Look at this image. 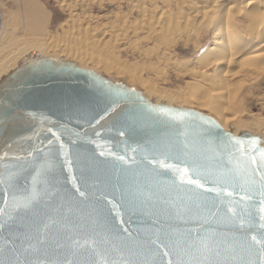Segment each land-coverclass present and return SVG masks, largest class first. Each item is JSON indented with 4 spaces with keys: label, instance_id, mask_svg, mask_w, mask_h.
I'll list each match as a JSON object with an SVG mask.
<instances>
[{
    "label": "water",
    "instance_id": "95a60500",
    "mask_svg": "<svg viewBox=\"0 0 264 264\" xmlns=\"http://www.w3.org/2000/svg\"><path fill=\"white\" fill-rule=\"evenodd\" d=\"M261 152V134L36 52L0 78V264L175 260L157 237L259 264L242 243L264 237Z\"/></svg>",
    "mask_w": 264,
    "mask_h": 264
},
{
    "label": "bare ground",
    "instance_id": "6f19581e",
    "mask_svg": "<svg viewBox=\"0 0 264 264\" xmlns=\"http://www.w3.org/2000/svg\"><path fill=\"white\" fill-rule=\"evenodd\" d=\"M103 1L104 0H58V6L69 15V17H65L66 20L64 19L59 25L63 37V40L59 41V38H53V36L46 33V31L45 33L42 32L43 24L40 18L42 19L44 16L42 15L43 9L39 2L37 0H25L24 5L27 8V13L31 21L30 26L24 30L25 32L19 34L11 23H2V28L0 30V78L14 69L20 60L27 59L28 56L36 52L40 53L39 45H45V51L47 53H74L76 57L73 61H76L80 66H88L95 69L98 67L106 68L103 67L105 64L101 59L99 57L96 58L93 51L89 53L87 49H84L83 45L87 42L88 47L89 43L94 42V37H96L95 31L97 28L101 27L102 23L99 22V24L101 23L100 27H95L91 25V21L94 19L96 20L100 15L97 17L96 14L88 18L83 16V19L80 17L81 15L77 14L78 12L75 13L76 7L79 4L97 3L100 7ZM105 1L111 2L110 4H112L115 0ZM122 2H124V0ZM170 2L169 0H139L138 3L132 2L130 10H138L142 18L141 21L137 23L136 21L139 20V18H137L135 21L136 23L132 24V19L128 20L130 21L129 23L126 22L127 19H124L120 26H118L119 24L117 23L119 28L115 26L114 22L102 24V34L113 38L114 44L124 40L125 32L130 30L133 35L138 38V40L132 38L137 41L136 43H134L135 41L133 42L134 46L139 42L149 45L151 44L150 41H152L154 45H152L153 47L151 46L148 51L155 53L156 56L158 55L157 51H160V48L155 46L157 43L161 45L160 47L163 46L164 54L168 51H172L170 52L171 56L176 54V51L173 50L178 43L182 42V45L186 46H189L191 43L195 53V57H191V61L193 62L192 65L190 62H186L187 60H185L186 64H183L180 61L176 63L172 59V61L179 66L174 67L176 69L179 68L177 70L180 71L178 72L182 74H180L181 76L190 74L191 79L186 83V91L184 89L182 92L180 91L181 93L177 92L178 94H174L175 92L173 93L172 91L171 94L170 91L169 93L167 91L168 94H165L166 92L157 91L155 88L150 87L144 92L156 102L165 101L168 104H175L176 102L177 105L181 106L187 104V106L190 107L199 106L208 108L210 114L217 117V120L224 129H232L234 133L247 130L245 127L250 128L257 126L260 129H264V119L256 118L255 116H250L246 120H240L238 122L241 124H238L236 122L238 112L232 113L233 109L230 107V105L232 106L231 103L240 95L244 87L250 83L249 79L251 78L253 83L254 77L256 75L262 77L261 74L264 72V0H196L187 3L176 0V9L170 6ZM88 5L90 6V4ZM118 6L121 8L120 5ZM85 14L89 13L86 12ZM118 14L120 13L117 12V15L115 13L116 16H118ZM133 16L132 13V17ZM106 17L109 16L106 15ZM57 27L58 26H56V28ZM117 29H120L119 32L123 30L124 34L117 33ZM89 33L93 34V38L85 37ZM139 33H143V35L140 37L138 35ZM32 35L43 37V39H45L43 45L39 41L31 40L30 36ZM133 35L130 34L131 37ZM82 37H85V39L82 40ZM100 37L97 38L100 40ZM141 38L143 41H141ZM107 40L108 39H106V41ZM128 43H130L131 46V42ZM127 46L125 47L129 49ZM144 49L145 48H143V50ZM146 50L147 49H145V51ZM141 52L142 51H140V53ZM151 55L152 54H150V57ZM141 56H143V54H141ZM166 61H168V59ZM164 68L163 70L166 69ZM157 69L158 67L154 70L157 71ZM160 69H162L161 66ZM173 70L172 68L171 71ZM158 71L161 72L160 70ZM158 71L157 73H159ZM165 74L163 76H165ZM170 75L171 74L168 76ZM262 75H264V73ZM168 76L167 78H170ZM237 101V103L241 105L242 102H245ZM239 108L240 106L237 108L238 111ZM227 109H231L229 110L231 112Z\"/></svg>",
    "mask_w": 264,
    "mask_h": 264
},
{
    "label": "rangeland",
    "instance_id": "374dc122",
    "mask_svg": "<svg viewBox=\"0 0 264 264\" xmlns=\"http://www.w3.org/2000/svg\"><path fill=\"white\" fill-rule=\"evenodd\" d=\"M37 1L39 2V4L42 6V9H43L42 15L44 17L42 19L40 18V20L43 24V28H42L43 31L42 32L45 33V31H46V33L51 34L53 36V38H55V39L59 38L58 40L62 41L63 37H62L61 31L59 29V25L61 22L64 21V19L66 20V18L69 17L68 13L64 12L58 6L59 5V4H57L58 0H53V1L52 0H37ZM122 1L123 0H119V1L115 0L114 2H112V4H110L111 2H107L104 0L103 4L100 5V7H102V8H100L99 4L97 5V3L79 4L78 5L79 8H78V6L76 7L75 13L78 12L77 14L81 15L80 17L83 19H84L83 16H85V18H88L92 15L97 14V17L100 15L98 18H96V20L94 19L93 21H91L92 22L91 25L95 26V27H100L101 23L102 24H110L113 22H114L115 26L118 27L121 25V23L124 21V19L125 20L127 19L126 22H128V23L130 22L128 20H131V19H132L131 22L133 21L132 24H134L136 22L139 23L142 19L141 16L139 15V11L135 10V9H133L132 11L130 10L132 2L138 3L139 0H135V1L134 0H124V2H122ZM177 1L187 3L189 1H196V0H189V1L177 0ZM24 2H25V0H0V10L2 13L3 23L6 22V23H11L12 25H14L15 30H17L19 32V34H23V32H25L24 30H26L27 27L30 26V23H31L30 18H29L28 13H27V8L24 5ZM169 2H170V6L176 9V7H177L176 6L177 5L176 0H169ZM174 2H175V4H174ZM116 3L118 5H120L121 8ZM88 4H90V6ZM91 5H92L93 9L91 8ZM81 6L83 9L81 8ZM88 6H89V9H88ZM88 10H91V11H88ZM114 10L117 11L118 13H120V14H118L119 17L116 16L117 12H115ZM124 11H125V13H124ZM86 12L89 14H85ZM121 12H122V14L124 13L123 16H122ZM129 12H132L134 16L132 17V13H129ZM115 13H116V15H115ZM106 15L109 17H106ZM126 15H127V17H126ZM124 16H125V18H124ZM135 16H136V18H135ZM115 18H116V20H115ZM137 18H139V20L136 21ZM107 20H109V21H107ZM99 22H101V23L99 24ZM102 24H101V27L97 28V30L95 31L96 37H94V42L89 43L88 47H87V42H85L83 45H84V49H87L89 53L93 51L96 55V58L99 57L101 59V61L105 64V66L103 65V67H106V68L98 67L95 69V68L88 67V66H82V67L92 69V70H94V71H96L102 75H105L106 77L110 78L113 81L123 82L129 86L140 89L142 91H145L147 88H150V87L155 88L157 91L159 90V91H163L164 93L166 92L165 94H168L169 91H170V93H171V91L173 93L175 92L174 94L181 93L184 89L186 91L185 86H186L187 81L191 79L190 74H187V76H186V74L181 76L182 74L179 73L180 72L179 70H177L179 68L176 69L175 67L178 66L176 63H179V61L184 64L185 60H187L186 62H190L191 65L193 64L191 59L193 57H195V55H194L195 53L193 51V45L191 43H190L191 45L189 44V46L188 45L187 46L182 45L183 44L182 42L178 43V45L176 47H174L175 49L173 51H176L175 52L176 54H173L172 55L173 57L171 56V53H170L172 51H168L164 54L163 46L160 47L161 45H159L157 43L159 46L157 44L155 46H157V48H160L159 49L160 51L159 52L157 51L158 55L156 56L155 53H151L148 51V49L151 48L152 45H154V43L152 41H150L151 44H149V45L147 43L142 44L143 42L142 43L139 42L138 43L139 46H138V44L137 45L135 44L137 47L134 46V43L137 42L135 40H138V38H137V36L133 35L132 31H130V30L128 32L127 31L125 32V38H124V40L121 41L122 43L121 42L114 43L115 44V46H114L113 38L108 37V35L102 34L103 33L102 32L103 31V29H102L103 25ZM56 26H58V27L56 28ZM119 30L120 29H117V31H118L117 33H121V34L123 33L124 34L123 30H121L122 32L121 31L119 32ZM130 34L133 36L131 37ZM101 35L102 36L104 35L105 37L104 36L102 37ZM138 35L141 37V35H143V33L142 34L139 33ZM30 37H31V40L39 41L42 45L45 42V39H43V37H40L37 35H32ZM85 37H87V38L92 37L93 38V34L89 33ZM85 37H82V40H84ZM97 37H100V40ZM126 37H127V39H126ZM132 38L135 40H133ZM106 39H108V40L106 41ZM109 39H111V40H109ZM141 41H143L142 38H141ZM128 42H131V46H130V43H128ZM123 43H125V44H123ZM147 45H148V47H147ZM125 46H127L129 49H127ZM130 47H134V48H130ZM143 48H145L147 50L145 51V49L143 50ZM187 48L188 49L191 48V49L188 50ZM45 49H46L45 45H43V46L39 45V52L41 54H44V55L56 56V57H61L64 59H71V60H73L76 57L74 53H69V52L68 53H60V52H48L47 53L45 51ZM140 51H142V52L140 53ZM141 54H143V56H141ZM144 54H146V55H144ZM150 54H152L151 57H150ZM182 57H183V61H182ZM184 57H186V58H184ZM158 58H160V59H158ZM151 59H153V60H151ZM167 59H168V61H166ZM172 59L176 63L173 62ZM154 61H155V63H154ZM153 64H154V66H153ZM160 66L162 69H160ZM101 67H102V65H101ZM151 67L154 69L158 67L157 71L160 70L161 72L158 71L159 73H157V71H155ZM171 67L174 69L173 71H171L172 70ZM163 68L165 70H163ZM168 69H170V70H168ZM176 70H177V72L175 73ZM162 72H163V74H162ZM168 73L171 74L172 76L171 75L168 76L169 75ZM164 74H165V76H163ZM262 74H261L262 77H260V75H258V76L256 75L257 78L254 75L255 77L253 76L254 77L253 83H252L251 78H250L249 79L250 83H248L244 87V89L242 90L240 95H238L237 98L231 103L232 106L230 105L231 109H233L232 113L236 112V111L238 112L237 117H236V122L238 124H241L238 121L246 120L250 116H255L256 118L264 119V75H262ZM167 76L170 78H167ZM162 77L166 80H164ZM185 79H186V81H185ZM176 88L179 91H177ZM167 91H168V93H167ZM250 93H252V94H250ZM237 100H239L241 102L242 101H245V102H242V105H241L240 103L239 104L237 103L238 102ZM175 104H176V102H175ZM184 105L186 107H190V106H187V104H183L182 106H184ZM239 106H240V108L238 111L237 108ZM190 108H194L197 110L200 109L199 111L210 114V111L208 110V108H205V107L203 108V107H199V106H196V107L194 106V107H190ZM231 109H227V110L229 111ZM229 112H231V111H229ZM210 115L214 116L217 119V117L215 115H213V114H210ZM245 128H247V130H250L254 133H258V134H261L264 136V129H262V128L260 129L257 126H253L250 128L245 127Z\"/></svg>",
    "mask_w": 264,
    "mask_h": 264
},
{
    "label": "snow or ice",
    "instance_id": "6c2138e0",
    "mask_svg": "<svg viewBox=\"0 0 264 264\" xmlns=\"http://www.w3.org/2000/svg\"><path fill=\"white\" fill-rule=\"evenodd\" d=\"M237 143H240L237 141ZM253 144L256 142L253 141ZM261 157L264 158V152H261ZM120 159H123V157H120ZM252 162H255V157H250ZM189 170L187 168L183 169L184 173H187ZM259 176V190L260 195L264 197V173H256ZM254 183L256 181H253ZM188 183L190 184H196L199 187H203L199 183L198 180H189ZM83 195V193H82ZM243 199V197H242ZM230 212H233V215L235 216V212L233 209H229ZM261 212H264V207L261 208ZM261 220L264 221V216L261 217ZM261 228H264V223H261ZM240 227L243 228V220L240 221ZM252 243H248L247 237H245L244 242L242 243V246H247L248 251L251 255H257L259 256V264H264V237L261 239H257L256 236H252L251 238ZM151 245H155L156 248L154 249L153 254L159 255V249L161 247L169 249V251H165L163 253L164 256H170L174 255L175 260L168 259L166 264H205V261H207V257H204V259H201L202 253L200 252L199 246L196 245L195 241L191 239L190 237H184L180 240H168L166 243L163 241H160V238L157 237L156 240H152L150 242ZM258 246V247H257ZM66 264H72L71 261H67ZM104 264H108L107 261H104ZM112 264H116V262H112ZM125 264H130V262H125ZM210 264V262H209ZM247 264H257V261L254 259H249L247 261Z\"/></svg>",
    "mask_w": 264,
    "mask_h": 264
}]
</instances>
